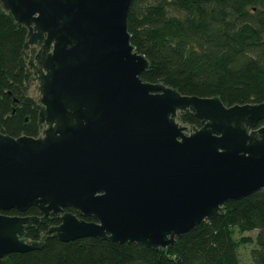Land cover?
<instances>
[{"label":"water","instance_id":"water-1","mask_svg":"<svg viewBox=\"0 0 264 264\" xmlns=\"http://www.w3.org/2000/svg\"><path fill=\"white\" fill-rule=\"evenodd\" d=\"M131 1L0 0L26 29L16 63L30 69L36 96L12 89L40 127L0 133V258L40 248L25 229L48 213L59 223L45 237L163 249L264 188V101L226 106L140 78L149 63L130 43ZM183 112L199 125L181 123ZM30 206L40 216L1 212ZM64 207L93 220L59 215Z\"/></svg>","mask_w":264,"mask_h":264},{"label":"trees","instance_id":"trees-1","mask_svg":"<svg viewBox=\"0 0 264 264\" xmlns=\"http://www.w3.org/2000/svg\"><path fill=\"white\" fill-rule=\"evenodd\" d=\"M126 28L130 43L149 63L140 73L143 80L181 94L216 96L226 106L264 101V0H132ZM25 33L0 8V133L12 137L40 131L36 111L12 89L18 85L25 94L29 86L16 63ZM178 120L199 125L189 112ZM257 125L264 126V118ZM27 236L36 238L29 231ZM240 246H251L244 263ZM0 264H264V188L224 203L221 214L163 249L90 236L45 237L40 248L7 253Z\"/></svg>","mask_w":264,"mask_h":264},{"label":"flooded vegetation","instance_id":"flooded-vegetation-1","mask_svg":"<svg viewBox=\"0 0 264 264\" xmlns=\"http://www.w3.org/2000/svg\"><path fill=\"white\" fill-rule=\"evenodd\" d=\"M34 51H35L34 47H28L26 53L29 56V55H32L34 53ZM24 67H26V66H24ZM24 67L22 69H20V70H22V72L27 75L26 82L30 86L33 87L34 83L32 81H27L28 78H29V76L31 75V71H30V69H28L27 71H24ZM26 93H27V91H26ZM33 208L35 209V212L34 213L28 214L26 212V210H25L24 212H17L16 211L17 213L16 214H12V215H19V216H40V213L38 212V210L35 207H33ZM65 208L66 207H64V208L61 209V211L59 212V215L61 213H63V212H69V213L75 215L76 217L82 218L85 221H92L93 220L92 218H91V220H86L85 219L86 217H80V215L78 214V212L75 209H73V208L72 209L74 211H72V212L65 210ZM69 208H71V207H69ZM56 216H57L56 214L48 213V217H47L48 220H47L46 223H38L36 226H31L29 228H26L25 229V239L26 240L43 241V239L45 238V236H50V233L47 231V228L49 226L57 225L59 223V220H58V218ZM27 231H29L33 236H36V238L28 237L27 236Z\"/></svg>","mask_w":264,"mask_h":264},{"label":"rangeland","instance_id":"rangeland-1","mask_svg":"<svg viewBox=\"0 0 264 264\" xmlns=\"http://www.w3.org/2000/svg\"><path fill=\"white\" fill-rule=\"evenodd\" d=\"M26 95L34 98L36 96V92L34 91L33 87L32 86H28V89H27V93ZM244 234V233H243ZM245 234H249V235H253L252 232H248V233H245ZM251 247V246H249ZM248 246H240L238 251H239V256H240V259L242 260V263H244L245 261H247V251L249 249Z\"/></svg>","mask_w":264,"mask_h":264}]
</instances>
